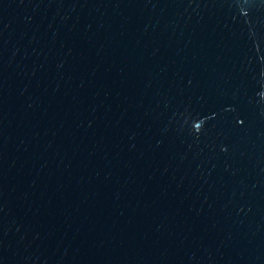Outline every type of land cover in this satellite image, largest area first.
<instances>
[{"label": "water", "instance_id": "1", "mask_svg": "<svg viewBox=\"0 0 264 264\" xmlns=\"http://www.w3.org/2000/svg\"><path fill=\"white\" fill-rule=\"evenodd\" d=\"M0 264H264V0H0Z\"/></svg>", "mask_w": 264, "mask_h": 264}]
</instances>
